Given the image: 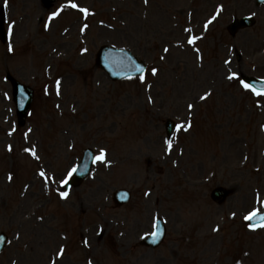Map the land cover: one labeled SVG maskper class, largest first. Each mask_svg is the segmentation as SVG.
<instances>
[{"label":"rangeland","instance_id":"374dc122","mask_svg":"<svg viewBox=\"0 0 264 264\" xmlns=\"http://www.w3.org/2000/svg\"><path fill=\"white\" fill-rule=\"evenodd\" d=\"M8 7L16 26L15 53L0 42V232L10 241L0 264H49L65 244L55 264H83V236L93 264H264V227L244 221L264 200V98L240 83L241 73L264 77V4L58 0L45 9L41 0H10ZM218 8L206 37L201 24ZM247 13L257 24L231 38L226 25ZM190 26L195 45L185 42ZM102 44L143 59L144 79L112 81L95 61ZM7 71L38 91L24 125ZM168 118L191 125L175 129L170 149ZM6 129L15 130L14 149L6 147ZM85 147L97 156L103 149L105 160L61 198L58 183ZM217 185L234 188L222 205L210 197ZM117 188L133 194L118 208ZM156 217L166 221L167 236L154 250L140 240Z\"/></svg>","mask_w":264,"mask_h":264},{"label":"water","instance_id":"95a60500","mask_svg":"<svg viewBox=\"0 0 264 264\" xmlns=\"http://www.w3.org/2000/svg\"><path fill=\"white\" fill-rule=\"evenodd\" d=\"M47 1H52V0H47ZM253 22L254 21L252 19L247 17L240 21H236L233 24V26L234 28H237V26L248 25V24H252ZM2 23H3V18L0 17V36L4 38ZM97 55H98L97 60L99 64L104 66V68L108 70L110 76H112L114 79L135 75L143 71V68H141V66L138 65L133 58L130 59L128 52L126 51L123 52L110 47H104ZM14 85H15V98H16L15 101H17L18 104V113H19L20 121L24 122L23 120L29 109L32 94L30 90L29 92L27 89L18 85L17 82H14ZM25 90H27L29 93L26 94L24 92ZM92 161H93V154L87 151L76 173V176L72 181V184L74 181L82 180L84 177L87 176V174L90 171L89 169H91ZM118 196H121V193H119ZM155 233L156 235H152L150 240H148V242L152 241L154 244H157L160 241L161 237H163L164 228H163V224L160 221L157 223V228Z\"/></svg>","mask_w":264,"mask_h":264},{"label":"snow or ice","instance_id":"6c2138e0","mask_svg":"<svg viewBox=\"0 0 264 264\" xmlns=\"http://www.w3.org/2000/svg\"><path fill=\"white\" fill-rule=\"evenodd\" d=\"M145 2H147V0H145ZM4 3L6 5L7 4V0H4ZM71 7L76 8L77 5L73 3V4H71ZM80 11L86 13L88 10L81 8ZM53 15H56V13H53ZM205 27H207V25H205ZM188 31H190V30H188ZM194 40H195L194 37H190L188 39V43L189 44H192V43H194ZM9 51H12L11 46H9ZM164 51L167 52L168 49L165 48ZM225 62L227 63V61H225ZM151 71H152V75H156L157 74V69L153 68ZM235 76H236V73H232L231 75H229L228 78L229 79H233ZM143 79H144V77L141 76V80H143ZM240 83L242 84V86L245 89L251 90L256 96L264 95V90H257L254 86H252L251 84L245 83L243 80H241ZM57 84H59V81H57ZM207 95L208 94H205L204 96H201L200 99L201 100L206 99V96ZM192 107H193V105H191V104L188 105V108L189 109H191ZM190 126H191L190 124H188L187 127H185L184 125H179L178 124L176 127H177L178 130L181 129V128H183L184 131H187L188 130V127H190ZM166 144L168 145V148L170 149L171 148V141H166ZM25 151H29V149H25ZM31 152H32L33 155H35V150L34 149H32ZM104 160H105V151L103 149H101L99 155L95 157L94 162L95 161L103 162ZM75 171H76L75 168L71 169L69 171L68 175L71 176L72 173H74ZM40 175L42 177H44L45 176V173L43 171H41L40 172ZM9 179H11V176H9ZM62 183H66V181H62ZM67 195H68L67 192H61L60 193L61 198H66ZM233 215H235V214L233 213ZM256 216H258V212L256 210H254V211L250 212L248 215H246L244 217V219L246 221H250V220H252ZM257 226L264 227V215H259V220H258V224L257 225H252V224L249 225V227L252 228V229H255ZM214 230H217V229H214ZM153 235H156V233H153ZM62 253H63V249L60 250V252L58 253V256L59 255H62Z\"/></svg>","mask_w":264,"mask_h":264}]
</instances>
